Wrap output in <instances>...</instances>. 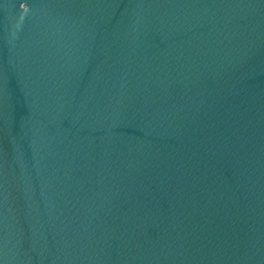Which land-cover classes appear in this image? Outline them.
Segmentation results:
<instances>
[{
    "label": "water",
    "instance_id": "obj_1",
    "mask_svg": "<svg viewBox=\"0 0 264 264\" xmlns=\"http://www.w3.org/2000/svg\"><path fill=\"white\" fill-rule=\"evenodd\" d=\"M0 264H264V0H0Z\"/></svg>",
    "mask_w": 264,
    "mask_h": 264
}]
</instances>
